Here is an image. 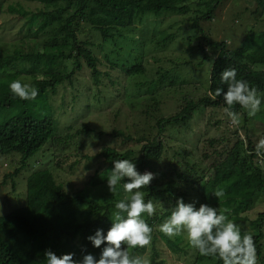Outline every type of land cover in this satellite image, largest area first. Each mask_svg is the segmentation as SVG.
<instances>
[{"label":"trees","instance_id":"16d2710c","mask_svg":"<svg viewBox=\"0 0 264 264\" xmlns=\"http://www.w3.org/2000/svg\"><path fill=\"white\" fill-rule=\"evenodd\" d=\"M28 1L40 4L45 9L24 10L21 6L17 8L23 35L10 43L6 51L0 45V157L7 156L12 158L11 162L16 161L12 174L5 176L10 179L24 171L28 160L44 145L57 144L60 141L57 135L59 121L50 104V96L56 94L63 82L67 81L72 87L70 84L78 81L81 85L79 89L88 93L90 89L99 88L105 79L107 84L104 87H108L115 94L112 96L115 100H111L115 103L127 91L125 85L129 77L147 78L139 82L138 86L145 87L143 93L150 96V99L163 89V85L172 86L175 80L183 81L179 70L158 65L161 59L152 58L155 64L153 75L152 67L148 70L147 63L143 65L138 59L136 62H129L119 56L121 52L115 48L129 47L136 51L142 43L150 48L153 42L151 39L145 40L147 32L140 34L141 30L135 28V21L141 16L158 17L165 13L184 16L190 12L189 0ZM221 1L198 0L197 5L205 11L198 9L197 16H192L188 22L192 21L191 26L201 32L199 21L211 20ZM250 1L255 3V11L259 16H264V0ZM84 25L98 34L103 46L111 48L104 54L103 61L95 56L87 42L79 40L78 36ZM137 32L139 36L135 38L134 33ZM118 38L121 42L118 47L112 48L108 45L109 41L113 42ZM197 40V51L210 62V68L207 64L206 70L207 96L198 101L187 100L176 114L164 119L161 117L157 122L160 131L164 126L186 124L199 107H226L223 96L213 99L217 88L227 90V85L221 80V73L225 69L234 68L236 78L256 87L264 98V33L247 31L241 44L234 49H230L224 42L217 43L207 37ZM167 42L169 39L158 41L163 47ZM203 44L213 51V57L204 53ZM113 52L117 54L114 57ZM65 62L71 65L69 72H66ZM190 64L187 62L183 66ZM202 65L199 64V67ZM166 69L172 71V79L168 78ZM78 73H84V78L82 76L76 80ZM16 79L22 82L29 79L39 90L38 96L34 100L15 97L9 84ZM194 85L198 87L202 84ZM47 88L50 89L49 93L45 90ZM140 96L142 95L136 92L135 97ZM233 110L238 113L244 111L239 105H234ZM80 129L81 132H90L84 125ZM111 135L119 139L121 144L133 142L138 145L140 142L141 146L134 150H116L105 146L99 151L96 156L103 160L105 169L92 176L88 184L105 190L101 199H92L83 190H65L56 183L48 169L34 171L27 177L24 206L0 215V264H46L44 253L47 250L57 256L73 253L77 260L82 259L85 254H92L98 259L105 245L96 248L87 237L94 235L98 229L106 234L112 223V213L116 211L115 203L121 200L123 184L127 179L120 182L113 194H110L107 186V178L116 160L129 159L139 173H153L154 178L150 184L139 189L145 194V202L149 199L155 201L163 193L168 197L173 193L175 201L182 198L184 203H194L196 208L200 204L224 207L226 215L243 207H253L259 197L263 198L264 203V172L261 165L257 164L256 145L250 140H247V145L240 143L242 140H236L224 153L214 150L210 154H202L201 160L215 158L210 164H204L205 170L198 171L191 163L189 166L186 158L181 157L187 170L183 171L177 163H162L164 144L158 138L152 141L141 139L136 143L131 136H124L118 130H113ZM69 138L70 135L67 134L65 141ZM224 142L223 138L212 139L209 144L217 146ZM218 190H222L223 195L217 198L213 194ZM172 204L173 207L176 206V202ZM171 210L160 216L149 217L146 213L143 214V218L153 229L151 243L144 248L129 249L130 253L143 256L147 247H150V264H167L154 247L159 237L171 254L188 256V264H222L218 258L200 255L181 236L170 238L159 231V224L163 219L169 218ZM234 223L241 226L242 234H253L259 258L260 241L264 237V209L252 221L237 218ZM124 247L127 248V245Z\"/></svg>","mask_w":264,"mask_h":264},{"label":"rangeland","instance_id":"374dc122","mask_svg":"<svg viewBox=\"0 0 264 264\" xmlns=\"http://www.w3.org/2000/svg\"><path fill=\"white\" fill-rule=\"evenodd\" d=\"M197 2L198 0H189L190 12L184 16L165 13L158 17L144 15L136 20L135 28L141 30L140 34L147 32L144 36L145 40H152L150 48L142 42L136 51L129 47L127 49L115 48L121 44L119 38L108 43L116 51L121 52L122 55L119 54V56L129 62H136L138 59L143 65L147 63L146 67L148 70L152 67L153 75L155 66L153 57L161 59L158 65L171 66L182 73L183 81L175 80L172 86L163 85V89L154 95L155 98L150 99V96H145L143 93L145 87L138 86L139 82L147 79L146 77H129L126 80L127 91L122 97L123 100L118 99L115 103L111 102L115 100L112 97L115 94L108 87H104V84H107L105 79L102 80L99 88L90 89L88 93L79 89L81 85L76 81L82 76L84 78V73L76 75V82L70 84L72 87L67 81L61 84L56 94L50 96V104L59 121L57 135L60 141L57 144L44 145L28 160L26 169L12 179L5 178V176L12 174L16 161L11 162V157H0V215L24 206L26 179L32 172L42 169L51 171L56 183L62 185L65 190L70 192L83 190L90 198L101 199L105 190L92 187L88 181L105 169L103 160L96 156L105 146L116 150L125 148L134 150L141 146L137 141L141 139L152 141L158 138L164 144L163 164L177 163L181 170L187 171L181 158L184 157L188 160L189 166L191 163V166L194 165L199 171V169L205 170L204 164H210L215 160V158L201 160L200 156L204 153L210 154L214 150L224 153L225 149L233 145L236 140H242L240 143L246 145L247 140L254 145L258 143L259 139L264 136L263 97H261L260 111L254 117H249L246 110L240 112L241 123L238 127L231 124L223 107H199L186 124L164 126L162 131L157 127V122L161 117L164 119V117L176 114L187 100L198 101L201 97L207 96L206 70L207 64L210 68V62L205 55L197 51V39L207 37L217 43L224 42L230 49H234L241 44L247 31L264 33V16H259L255 11V3L250 0H222L214 10L211 20L199 21L198 25L202 30L200 32L191 26L192 21L188 22L192 16H197L198 9L205 11L203 7L200 8L197 5ZM20 6L24 10L45 9L42 5L28 0H0V45L4 51L10 43H14L15 39L23 35L22 21L18 19L17 8ZM138 36L139 32L134 33L135 38ZM170 36H172L171 39ZM78 37L79 40L87 42L95 56L102 61L104 54L111 49L103 46L98 34L86 25L82 26ZM163 39H169L165 47L158 43ZM203 47L205 54L214 56L209 47L204 44ZM115 55H117L116 52H113L112 57ZM187 62L191 64L183 66ZM199 64L203 65L199 67ZM65 67L66 72L71 70L70 63L65 62ZM165 72L168 78L172 79V71L166 69ZM25 82H29V79ZM194 84L202 85L196 87ZM45 90L47 93L50 92L48 88ZM136 92L142 96L136 98ZM83 125L87 126L90 132H81L80 128ZM113 130L123 132L124 136H131L138 145L133 142L121 144L119 139L111 135ZM67 134L70 138L65 141ZM222 138L225 141L223 144L220 143L217 146L209 144L212 139L221 140ZM222 156L224 157L223 154ZM217 159L221 158L217 157ZM257 160V164L261 165L264 172V156L257 157ZM110 194L113 193L110 192ZM126 195L130 194L124 191L121 199ZM173 195L172 193L168 197L166 193H163L159 199L154 201L157 205L154 215L160 216L174 208L172 203L177 200L175 201ZM263 209V198L259 197L253 207H243L230 212L227 216H232L229 219L233 222L237 218L252 221ZM217 210L218 212L224 210V207H218ZM166 220L163 219L159 225ZM262 229L264 233V224ZM180 236L187 241L184 234ZM260 242L261 255L258 258V264H264V237ZM154 247L159 251L160 258L167 264H188L190 261L189 257L183 254H171L159 237ZM149 248L147 247L142 257L148 259Z\"/></svg>","mask_w":264,"mask_h":264},{"label":"clouds","instance_id":"9594fccd","mask_svg":"<svg viewBox=\"0 0 264 264\" xmlns=\"http://www.w3.org/2000/svg\"><path fill=\"white\" fill-rule=\"evenodd\" d=\"M236 76L234 68L225 69L221 80L227 85V90L217 88L213 99L223 96L226 105L223 111L231 124L238 127L240 113L233 110L234 105H239L249 117H254L260 111L262 101L256 87ZM9 89L21 100H34L39 94L30 82L19 79L11 81ZM255 153L258 157L264 156V136L256 144ZM113 165L107 178L109 191L115 193L117 186L126 178L123 189L130 195L115 203L116 211L112 213V223L106 234L98 229L94 235L87 237L96 248L105 245L99 258L85 254L77 260L73 253L57 256L47 250L44 253L46 264H150L149 259L132 255L129 249L144 248L151 243L153 229L143 214L153 216L157 205L152 199L145 202V194L139 189L147 187L154 175L151 172L139 173L129 159L116 160ZM213 195L221 197L223 191L218 190ZM159 231L170 238L184 234L191 248L202 256L218 258L222 264H258L253 234H242L241 226L229 219L226 210L218 212L217 208L208 204H200L196 208L194 203H184L180 198L169 218L159 225Z\"/></svg>","mask_w":264,"mask_h":264}]
</instances>
